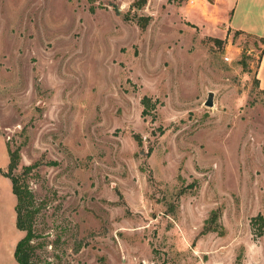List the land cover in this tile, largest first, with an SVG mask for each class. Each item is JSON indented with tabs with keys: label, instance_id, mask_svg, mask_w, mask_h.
<instances>
[{
	"label": "rangeland",
	"instance_id": "obj_1",
	"mask_svg": "<svg viewBox=\"0 0 264 264\" xmlns=\"http://www.w3.org/2000/svg\"><path fill=\"white\" fill-rule=\"evenodd\" d=\"M224 1L0 0V167L19 152L34 264H264L263 44ZM16 203L1 174L0 264Z\"/></svg>",
	"mask_w": 264,
	"mask_h": 264
},
{
	"label": "trees",
	"instance_id": "obj_2",
	"mask_svg": "<svg viewBox=\"0 0 264 264\" xmlns=\"http://www.w3.org/2000/svg\"><path fill=\"white\" fill-rule=\"evenodd\" d=\"M256 83L260 87L259 80L256 79ZM264 93V90L261 89ZM144 102L145 101L144 98ZM19 165V152L10 150V163L8 170L4 171L0 167V175L5 174L11 179L12 191L17 198L16 209V224L17 228L21 231H25L24 237H22L16 246L15 256L19 264H34L33 254L35 252L36 245L33 243L34 238L37 236L35 232V218L39 211L38 204L35 200L34 193L28 185L26 179L20 174L15 173V170ZM28 170L31 167H27ZM260 218V222L264 224V220L261 215L257 216Z\"/></svg>",
	"mask_w": 264,
	"mask_h": 264
},
{
	"label": "crops",
	"instance_id": "obj_3",
	"mask_svg": "<svg viewBox=\"0 0 264 264\" xmlns=\"http://www.w3.org/2000/svg\"><path fill=\"white\" fill-rule=\"evenodd\" d=\"M215 2L223 4L225 1L215 0ZM227 22L232 31L255 37L263 44L257 79L260 88L264 90V0H235Z\"/></svg>",
	"mask_w": 264,
	"mask_h": 264
},
{
	"label": "water",
	"instance_id": "obj_4",
	"mask_svg": "<svg viewBox=\"0 0 264 264\" xmlns=\"http://www.w3.org/2000/svg\"><path fill=\"white\" fill-rule=\"evenodd\" d=\"M206 104L208 106H214V93L213 92L209 93V97H208V100L206 101Z\"/></svg>",
	"mask_w": 264,
	"mask_h": 264
}]
</instances>
